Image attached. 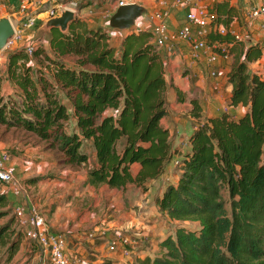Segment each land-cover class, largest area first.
<instances>
[{"label":"trees","instance_id":"16d2710c","mask_svg":"<svg viewBox=\"0 0 264 264\" xmlns=\"http://www.w3.org/2000/svg\"><path fill=\"white\" fill-rule=\"evenodd\" d=\"M209 13L213 20L207 44L218 55L235 59L227 75L232 85L227 104L248 110L239 119L224 112L201 120L202 105L191 100L199 122L183 152L173 148L170 131L162 125L168 114V85L152 31L126 35L118 54L102 27L89 29L79 19L68 35L54 30L50 45L59 58L78 57V68L53 59L43 47L34 48L32 56L22 48L9 55L5 77L0 73V126L49 142L68 165L88 164L82 147L84 141L91 142L95 165L85 186L126 190L135 185L145 191L175 157L181 159L176 182L166 187L157 205L170 220L197 225L180 224L174 235L161 240L160 257L134 264H264V78L250 72V64L264 68V43L236 39L239 33L233 26L241 12L230 1L216 3ZM33 57L50 63L52 77L70 100L79 134L66 131L68 108L54 82L43 74L34 77ZM6 81L13 85V95L4 93ZM135 164L140 165L137 173ZM9 203L6 194L0 195V206ZM9 215L7 210L0 218ZM15 223L12 217L0 229L7 262L15 258L23 239L22 232L11 230Z\"/></svg>","mask_w":264,"mask_h":264},{"label":"rangeland","instance_id":"374dc122","mask_svg":"<svg viewBox=\"0 0 264 264\" xmlns=\"http://www.w3.org/2000/svg\"><path fill=\"white\" fill-rule=\"evenodd\" d=\"M21 1L22 0H7L0 7V18L9 17L13 21L18 31L16 39H14L10 43V45L0 54L1 75L3 77H5L6 75L9 55L15 50L22 48L27 49L28 47H43L53 59L59 60L72 68H78V57L69 55L59 58L51 49L50 45L45 43L44 41L33 46L28 45V41L32 38L34 32L42 25L45 20H47L51 16L52 11H54V9L56 10L57 6L63 4L69 5L70 2L68 0H45L43 1L44 3L40 2L39 4L32 6V0H29L27 1V10H25L24 13H21ZM259 1L260 0H247V2L245 3L242 2V4H240L242 8V14H247L250 8L256 5ZM138 5L145 8L144 14L141 18L138 19L140 20L139 22H142V20H146V18L148 19V17L150 16L151 6H149L148 4H146L147 7L143 4ZM73 7H78V4H75V6ZM41 14L43 15L40 16ZM30 21H33L34 23H27ZM180 26L181 25L178 21V24L176 23L173 26L174 32L172 34H176ZM244 26L249 30L248 24H244ZM102 28L104 32H106L108 36H110L109 42L116 47L118 54H120L122 51V42L124 40V37L132 32L139 31V27L138 25H136V23L131 29L127 31L113 29L110 27L109 22ZM154 28L155 26L152 27V30ZM239 34L245 40L251 37V34L248 31H243ZM261 35L262 33L259 35V37H261ZM262 40V43H264V34L262 36ZM151 42L153 43L154 40L152 39ZM164 49L165 48L158 49V51L161 53V56L163 55L162 58L165 67L166 81L168 84L166 95L168 115L163 119L162 125L170 131V140L173 148L179 149L181 152H183L189 148V136L192 131L196 129L199 122V120L194 118V116L192 115L193 107L191 104V100L197 99L202 105L203 112L201 120L210 118L208 116H205L204 110H207V108L210 109V107L213 108V103L207 101L208 98L205 96V89H203V87L196 88L195 86L197 85H193L192 82L191 85L188 86L186 81L183 80L181 72L184 68H186V65L179 70L180 76L175 79V76L173 75L171 70V63L169 61L171 60V58L173 59V57H168ZM218 56L221 57L220 55ZM30 64L33 66V75L36 79L41 76V74H43L50 81L54 82L57 89V95L61 102L67 106L68 112L71 117L66 124V131L69 134H79L80 131L77 128L76 118L74 117V110L72 108L70 100L67 98L65 92L61 89V87L54 81V78L52 77L50 71V63L44 58L40 59L33 57ZM187 72L183 76H187ZM250 72H256L259 74V76L264 78V68L260 63L251 64ZM175 84H178V86H176ZM3 91L7 95H13V85L8 81L4 82ZM212 93L220 95L223 94L222 90H217L215 92L212 91ZM233 117L234 119H239L241 116ZM121 147L122 143L120 144V149ZM82 151L86 152L89 155L91 161V159L93 158V153L95 151L92 143L84 141ZM2 153H10L11 163L16 169L17 180L25 190L20 196H16L13 194L10 185L0 183V195L6 194L10 201L8 207L4 208L0 206V213L10 210L9 216L0 218V229L4 226L9 225L10 219L12 217H15L16 208L24 203L23 195H36L37 193H39L38 189L30 190V188L26 187V185H31L30 180L36 179L38 180V182L41 181L44 184H47V186L45 185V188L51 187V189H53V192H51L50 197L54 199L55 196L53 195V193L55 195L57 194L56 187L54 186H56L55 183H59L60 176H62V171L66 169H73L74 171L73 173H70V175L75 176L76 173L77 176H80L82 174L81 168H87L66 164L64 155L56 148H51L49 142L43 141L34 134L22 129H7L6 127L0 126V154ZM174 160L175 161L168 166L167 171L162 174V179L159 177L160 179H156L154 183L150 181L146 185L145 191L143 188H139L137 186L129 187L126 190H120L119 193H123V197L121 199L122 208L115 206V208L110 209L108 207L109 203L107 202L106 197H103L104 193L101 189L89 188V191L86 193L88 195L87 197H85L86 199L84 201H86V207L89 208V214H84L86 215L85 218H90L96 213L104 220L110 221V218H112V220L117 219L122 226L125 224L124 219L121 218L122 215L126 214V216H128L127 221L131 224L130 227H123L124 231L122 232L125 233L122 235L128 238H134V245L130 246L132 254L131 256L127 257L129 260L134 257V260H136L137 262V260L140 261L147 257H150L151 255L154 256L155 254L160 253L159 242L170 235H174L176 228L180 224H184V226L187 227H195L197 225L193 222L182 223L170 220L166 215H163L160 212L157 206V200L162 196L166 187L169 184L176 182V163L181 159L175 157ZM60 188L61 187L58 188L59 191ZM116 192L117 191H114L113 193ZM225 199L227 202L229 201V197L226 193ZM59 200L58 198H56V200L54 201V206L57 205V201ZM228 207L230 208L229 203ZM123 228L120 230H123ZM11 230H15L16 233L21 232V229L17 224V220ZM139 230H145L142 235L144 237H142L138 233H130V231L138 232ZM139 238L144 242L141 243L143 247L139 244V241L136 240ZM83 243L86 244V247L90 246L88 242ZM107 244L109 246V242ZM6 252L7 248H0V264L8 263L6 261ZM12 263L34 264L33 260L29 258V254L27 253V251L21 252L20 255L15 257Z\"/></svg>","mask_w":264,"mask_h":264},{"label":"crops","instance_id":"0c3cea01","mask_svg":"<svg viewBox=\"0 0 264 264\" xmlns=\"http://www.w3.org/2000/svg\"><path fill=\"white\" fill-rule=\"evenodd\" d=\"M43 1L45 0H32L31 5H37L40 2L44 3ZM68 1L70 2L69 5H59L56 7V9H59L61 7L75 8L73 6H75V4H78V6L81 7V10L78 12V17L80 20L86 22L89 29H97L106 26L110 18L117 11L116 0ZM174 1L175 0H137L138 4H143L144 6L148 4L149 6H151L150 16L148 17V19L146 18V20H142V22H139L140 20L136 21V25H138L139 31H153L152 27L156 26L158 23L154 17L155 12L159 9H168L170 11L169 31L170 35L174 37L175 34H172L174 32L173 26L176 23L178 24V21L181 25L180 28L184 24H186L185 12L180 9L170 8V5L174 4ZM228 1H230L233 5L238 6L241 12L240 22L234 24L233 30H235L237 33L248 31L251 34V37L247 39L246 42L249 44L263 42V23H261L260 21H251L248 18L247 14H242V8L240 4H242V2H247V0ZM162 2H165L167 6H163ZM42 15L43 14H41L40 16ZM244 24L249 25V30L244 26ZM261 33L262 35L261 37H259ZM164 50L168 57H173V59L171 58V60L169 61L171 63L170 66L175 79L180 76L179 70L186 65V68H184L181 72L183 80L186 81L188 86L191 85L192 82L193 85H197L195 86L196 88L203 87V89H205V96L208 98L207 101L213 103V108L210 107V109L207 108V110H204L205 116H217L224 112H228L232 116H242L247 112V108H234L229 107L227 104V99L232 92V85L229 84L227 75L234 65L235 59L233 57L221 56L215 63H210L209 59L211 52L208 50H204L199 53V56L196 59H194L192 57L190 44L180 39H172L169 42L168 47H165ZM91 69L94 68L92 67ZM186 72L188 73V75L183 76L184 74H186ZM51 74L53 76V69H51ZM175 85L178 86V84ZM217 90H222L223 94L220 95L212 93V91L215 92ZM91 161L89 164H83L79 166L87 167L85 169L81 168L82 174L80 176H77L76 173L75 176H71L70 173H73V169H66L62 171V176H60L59 183H55L56 186H54L56 187L57 192L56 195L53 193V195L55 196L54 199L50 197L51 192H53V189H51V187L45 188L47 184H44L41 181L38 182V180L36 179L30 180L31 185H26V187L30 188V190L38 189L39 193H37L36 195H23L24 203L21 205L27 206L29 208H38L47 220V229L51 232L61 233L65 236L67 241V254L70 258L75 260L80 259L87 264H104V262L106 261L111 262L112 264H134L136 262V260H134V257L129 260L123 255L120 249L116 250L115 252H111L107 244L109 242L110 245L112 239L124 234L125 232L122 231H124L125 227H130L131 223L127 221L128 216H126V214H123L121 217L125 221V224L122 226L117 219L112 220V218H110V221L104 220L96 213L90 218H85L86 215L89 214V208L86 207V201H84L86 199L85 197H87L88 195L86 193L89 191V188L101 189L104 193L103 197L105 196L107 202L109 203L108 207L110 209L115 208V206L121 207V199L123 197V193H119L120 190L111 189L108 185L85 187L84 182L86 181L89 172L95 165V151L93 153V158L91 159ZM139 168L140 165L135 164L133 166L134 173H137ZM160 178L162 179V175L160 176ZM151 182L154 183L155 180ZM133 186L135 185H129L127 189ZM59 187H61L60 191L58 190ZM114 191L117 192L113 193ZM56 198L60 200L57 201V205L54 206V201L56 200ZM122 228L123 230H120ZM20 229L23 233V239L21 242L20 250L16 256L20 255V253L23 251H27V253L29 254V258L33 260L34 264H50L49 258L45 255L38 242L32 239V237L29 235L32 227ZM144 231L145 230H139L138 232L130 231V233H138L142 236ZM129 239L132 243L134 242V238ZM136 240L139 241L140 245L143 242L140 238ZM83 242H88L90 246L86 247V244ZM159 250L160 253L155 254L154 256L151 255L150 258L155 259L161 256L160 242ZM14 259L7 264H14L12 263Z\"/></svg>","mask_w":264,"mask_h":264},{"label":"built area","instance_id":"2783aa9c","mask_svg":"<svg viewBox=\"0 0 264 264\" xmlns=\"http://www.w3.org/2000/svg\"><path fill=\"white\" fill-rule=\"evenodd\" d=\"M5 1L7 0H0V7ZM27 1L29 0L21 1V13L27 10ZM221 1L225 0H175L174 4L170 5V8L184 11L186 24L178 30L174 37L170 35L169 31L170 11L168 9L157 10L154 14L158 23L152 31L153 44L158 49H161L168 47L172 39H180L190 44L192 57L194 59L199 56L200 52L208 50L211 52L209 59L210 63H215L219 56L214 52L212 47L207 44V36L211 31L213 20V15L209 13V8ZM162 3L163 6H167L165 2ZM133 4H138L137 0H116L117 9ZM56 10L52 11L51 16ZM247 15L251 21H260L263 23L264 31V0H260L256 5L252 6ZM27 23L34 22L30 21ZM16 32L18 35L17 29ZM220 32L225 33V29L220 27ZM236 39L246 42L240 34H236ZM33 51V47L27 48V52L30 56L33 54ZM0 183L10 185L13 194L16 196H20L25 190L17 180L16 169L11 163L10 153L0 154ZM15 217L20 228L32 227L29 235L38 242L45 255L49 258L50 264H87L80 259L75 260L68 256L65 236L47 229L46 219L38 208H29L20 205L15 210ZM131 245H133V243L128 237L120 235L111 240L109 250L115 252L120 249L125 257H129L132 254L130 249Z\"/></svg>","mask_w":264,"mask_h":264},{"label":"water","instance_id":"95a60500","mask_svg":"<svg viewBox=\"0 0 264 264\" xmlns=\"http://www.w3.org/2000/svg\"><path fill=\"white\" fill-rule=\"evenodd\" d=\"M80 10V6L57 9L34 32L32 38L28 41V45L33 46L43 41L51 45L54 40V30H58L62 35H68L72 26L79 21L78 12ZM144 12L145 8L138 4L120 7L110 18L109 25L113 29L127 31L135 25ZM16 35L17 32L12 20L9 17L0 18V54L16 38Z\"/></svg>","mask_w":264,"mask_h":264}]
</instances>
